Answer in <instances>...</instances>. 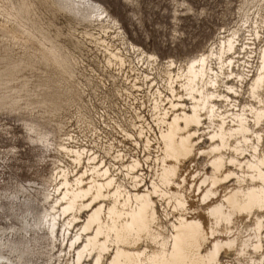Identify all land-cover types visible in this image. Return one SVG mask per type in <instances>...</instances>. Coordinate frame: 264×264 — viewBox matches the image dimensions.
I'll return each instance as SVG.
<instances>
[{
	"label": "bare ground",
	"instance_id": "obj_1",
	"mask_svg": "<svg viewBox=\"0 0 264 264\" xmlns=\"http://www.w3.org/2000/svg\"><path fill=\"white\" fill-rule=\"evenodd\" d=\"M58 1L98 24L83 38L104 75L47 42L39 68L2 69L26 32L0 27V107L42 111L60 156L49 179L0 184V264H264V0L185 62L95 0Z\"/></svg>",
	"mask_w": 264,
	"mask_h": 264
},
{
	"label": "rangeland",
	"instance_id": "obj_2",
	"mask_svg": "<svg viewBox=\"0 0 264 264\" xmlns=\"http://www.w3.org/2000/svg\"><path fill=\"white\" fill-rule=\"evenodd\" d=\"M26 1L29 13L20 0H0V27L12 28L17 23L19 31L26 32L20 35L24 54L5 53L2 69L39 68L30 55H44L43 44L47 42V46L54 49L51 58L66 61L75 76L93 77V71L104 75L95 58L100 54L91 51L92 47L86 45L83 38L84 32L98 33L94 20H89L92 23L81 20L58 0ZM95 1L121 22L132 42L157 54L163 61L175 58L178 62L206 51L222 33L236 27L244 3V0ZM4 40L0 33V46ZM41 114L35 107H16L9 100L0 107V184L12 179L51 178L60 159L56 152L59 136ZM48 132L52 133L54 150L50 141L41 136Z\"/></svg>",
	"mask_w": 264,
	"mask_h": 264
}]
</instances>
